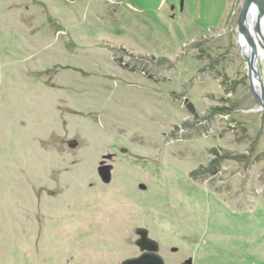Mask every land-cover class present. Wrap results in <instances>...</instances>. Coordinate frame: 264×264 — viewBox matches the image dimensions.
<instances>
[{"label": "rangeland", "instance_id": "1", "mask_svg": "<svg viewBox=\"0 0 264 264\" xmlns=\"http://www.w3.org/2000/svg\"><path fill=\"white\" fill-rule=\"evenodd\" d=\"M243 3L0 0V264H264Z\"/></svg>", "mask_w": 264, "mask_h": 264}, {"label": "water", "instance_id": "2", "mask_svg": "<svg viewBox=\"0 0 264 264\" xmlns=\"http://www.w3.org/2000/svg\"><path fill=\"white\" fill-rule=\"evenodd\" d=\"M242 28L239 43L244 40L245 46H251L260 50L264 48V0H244L242 9ZM241 47L242 55L246 60L247 74L250 85L255 94L256 99L264 110V94L259 84L257 70H254L250 59L244 55L243 47ZM139 238L136 244L143 252L135 257L124 259L120 264H165L162 257L157 253L158 244L155 240L147 235L146 229H136Z\"/></svg>", "mask_w": 264, "mask_h": 264}, {"label": "bare ground", "instance_id": "3", "mask_svg": "<svg viewBox=\"0 0 264 264\" xmlns=\"http://www.w3.org/2000/svg\"><path fill=\"white\" fill-rule=\"evenodd\" d=\"M241 46L243 47L244 55L250 59V61L252 62V65L254 67V70L256 71L255 66H256V60H257L256 58H257V54H258L257 50L251 46H245L244 40L242 41ZM263 52H264V49H263Z\"/></svg>", "mask_w": 264, "mask_h": 264}, {"label": "trees", "instance_id": "4", "mask_svg": "<svg viewBox=\"0 0 264 264\" xmlns=\"http://www.w3.org/2000/svg\"><path fill=\"white\" fill-rule=\"evenodd\" d=\"M160 60H161V59H159L158 61L156 60V61H157V62H160ZM156 61H155V62H156ZM213 151H214V153H215L216 155H219L218 152L216 151V149H213ZM227 157H228V156H223V158H227ZM232 157H234V155H232ZM195 173H197V171H192V172H191V175H194Z\"/></svg>", "mask_w": 264, "mask_h": 264}]
</instances>
